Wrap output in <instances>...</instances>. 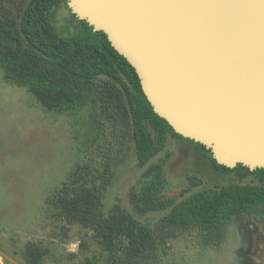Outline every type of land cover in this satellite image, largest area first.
Listing matches in <instances>:
<instances>
[{
  "label": "rangeland",
  "instance_id": "rangeland-1",
  "mask_svg": "<svg viewBox=\"0 0 264 264\" xmlns=\"http://www.w3.org/2000/svg\"><path fill=\"white\" fill-rule=\"evenodd\" d=\"M28 1L0 0V25L21 28ZM52 20L65 39H85L65 4ZM0 49L18 50L30 70L57 74L26 41L19 48L0 41ZM93 84L96 109L51 110L25 87L7 84L0 69V264H25L30 245L44 252L42 264H264L263 218L234 222L215 236L201 226H164L167 212L133 211L128 192L141 170L126 99L112 81ZM91 117L97 131L89 135L84 122ZM166 153V197L255 180L218 170L185 139L170 137L158 159ZM133 229L142 244L131 240Z\"/></svg>",
  "mask_w": 264,
  "mask_h": 264
},
{
  "label": "water",
  "instance_id": "water-1",
  "mask_svg": "<svg viewBox=\"0 0 264 264\" xmlns=\"http://www.w3.org/2000/svg\"><path fill=\"white\" fill-rule=\"evenodd\" d=\"M154 112L218 165L264 169V0H67Z\"/></svg>",
  "mask_w": 264,
  "mask_h": 264
},
{
  "label": "trees",
  "instance_id": "trees-1",
  "mask_svg": "<svg viewBox=\"0 0 264 264\" xmlns=\"http://www.w3.org/2000/svg\"><path fill=\"white\" fill-rule=\"evenodd\" d=\"M61 4L68 7L67 0H29L21 28L0 25V41L18 48L26 41L34 53L55 66L57 74L30 70L18 50L0 49L4 81L25 87L49 109L64 112L97 108L101 98L93 82L105 79L118 84L131 117L132 138L141 170L138 182L128 192L130 205L139 216L167 212L160 221L164 226H201L215 236L222 235L234 222L255 217L264 219V169L250 171L242 165L234 169L218 165L210 150L175 133L168 122L154 112L135 69L112 47L104 33L94 32L87 22L78 20L74 14L72 16L79 23L85 39L67 40L57 32L52 16L53 10ZM89 36L97 39L87 41ZM91 119L84 122L89 135L97 131L96 120ZM170 137L197 145L218 170L237 172L240 182L247 175L254 176L255 180L246 185L231 183L216 191L204 189L182 199L166 197L165 167L171 154L158 157L165 152ZM72 176L77 179L78 174L75 172ZM130 231L131 240L142 244V235L134 229ZM111 243V238H107L106 245ZM43 256L40 248L30 245L26 250L25 264H42Z\"/></svg>",
  "mask_w": 264,
  "mask_h": 264
}]
</instances>
